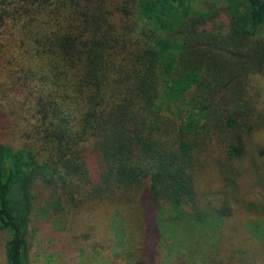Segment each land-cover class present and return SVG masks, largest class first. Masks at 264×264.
<instances>
[{"label": "trees", "instance_id": "trees-1", "mask_svg": "<svg viewBox=\"0 0 264 264\" xmlns=\"http://www.w3.org/2000/svg\"><path fill=\"white\" fill-rule=\"evenodd\" d=\"M196 2L0 0L6 264H30L37 202L118 210L114 230L137 245L218 235L251 206L264 0Z\"/></svg>", "mask_w": 264, "mask_h": 264}, {"label": "rangeland", "instance_id": "rangeland-1", "mask_svg": "<svg viewBox=\"0 0 264 264\" xmlns=\"http://www.w3.org/2000/svg\"><path fill=\"white\" fill-rule=\"evenodd\" d=\"M214 0H197L194 10H204ZM264 37V28L260 30ZM250 92L264 110V74L251 77ZM254 96V95H253ZM249 153L253 163L264 165V127L252 135ZM258 154L262 157L258 158ZM262 171L264 172V167ZM251 206L225 221L218 235L190 236L181 242H132L114 230L121 212L100 211L54 214L36 203L29 224L27 255L30 264H264V187L249 182ZM116 223H115V222ZM112 227V228H111ZM114 234L112 235V232ZM6 234L0 231V264L5 263ZM127 243V244H125ZM139 246L134 254L133 248Z\"/></svg>", "mask_w": 264, "mask_h": 264}]
</instances>
